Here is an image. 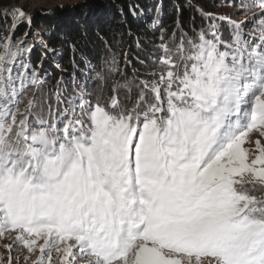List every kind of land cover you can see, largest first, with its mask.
I'll return each instance as SVG.
<instances>
[{"label":"snow or ice","instance_id":"obj_1","mask_svg":"<svg viewBox=\"0 0 264 264\" xmlns=\"http://www.w3.org/2000/svg\"><path fill=\"white\" fill-rule=\"evenodd\" d=\"M235 6L245 19L218 17L228 40L215 23L188 38L177 20L179 41L175 31L171 46L161 36L160 71L139 80L127 104L118 91L133 85L119 81L106 100L67 99L59 81L54 104L35 92L18 99L26 76L12 75L9 38L0 55V239L39 253L32 264H264V0ZM3 11L13 30L25 16ZM95 78L106 81L103 70ZM27 79L42 84L35 71Z\"/></svg>","mask_w":264,"mask_h":264},{"label":"trees","instance_id":"obj_2","mask_svg":"<svg viewBox=\"0 0 264 264\" xmlns=\"http://www.w3.org/2000/svg\"><path fill=\"white\" fill-rule=\"evenodd\" d=\"M195 3H199L205 9L212 4L211 0H192L191 2L190 0H164L163 5L166 8L164 16L162 15L154 29L149 27L146 21L148 17L144 12L151 7L150 0H105L102 8L109 4L112 8L111 14L103 13L100 16L95 13L92 18L66 21L67 24H64L65 20L59 16V7L52 9L48 14L42 10H35L31 15L34 27L43 28L50 33V36L46 38L48 46L60 50L62 56L60 69L64 70V78H66V72L72 75L76 82L85 80L89 64L94 65V72H97L104 70V62L115 58V61L126 63L123 77L125 80L130 79L135 85L139 80L153 79L150 77L156 69L153 60L150 59V56H155L151 50L154 49L153 42H158L161 35L164 37V42H171L174 31L176 38H179L180 30L176 28L177 20L181 22L183 32L187 33L188 38H194L198 30L209 26V24L205 26L206 20L199 17L201 14L197 11ZM2 5L4 4L0 0V7ZM157 7L153 3L152 9L157 10ZM2 20L0 11V21ZM62 25H66V28L59 29ZM27 29L26 23L20 22L16 25L13 34L22 35ZM160 29L163 33L159 31ZM42 50L43 48H39L32 54L34 64L40 60ZM126 55L129 56L130 62L126 60ZM60 69L52 67L51 80L45 88L48 92L55 91L57 81L60 82L61 90L65 91V86H68L67 82L63 81L65 79H62L63 74ZM117 78H120V74H117ZM114 81L102 84L104 91L109 92L107 98L112 94L111 87ZM69 85H72V80ZM74 86L80 85L75 83ZM135 94L131 93V96L134 97ZM122 102L129 103V98Z\"/></svg>","mask_w":264,"mask_h":264},{"label":"rangeland","instance_id":"obj_3","mask_svg":"<svg viewBox=\"0 0 264 264\" xmlns=\"http://www.w3.org/2000/svg\"><path fill=\"white\" fill-rule=\"evenodd\" d=\"M103 1L105 0H2L3 4L0 7V11L2 13L3 20L0 21V55H3V44L7 42V40L10 38L11 40V50L17 52V56L15 58V61L10 65L12 67L13 72L12 75L14 77H18L21 74H24L26 76L25 84L27 85L25 91L22 93V95L18 98L20 100H27L30 96H32L33 92H35L36 96L40 97L42 95L48 94L51 96L53 92H48L47 87L48 81L51 80V75L53 73L52 67H56L58 69L61 68V52L60 50L52 49L48 46V40L46 39L47 36H50V33L45 31L43 28H36L33 25V17L31 13L35 10H42L45 11L46 14L48 12L51 13L52 9H56L57 7L60 8V15L64 20L65 23L70 22L72 20H86L88 18H92L95 13L102 16L103 13L111 14V7L108 4L105 8H102ZM149 1V0H148ZM192 0H190L191 2ZM245 3H251V0H244ZM155 3L158 7L156 9H152V5ZM164 0H150V6L147 11H144L148 17V25L151 29H154L159 21L161 19L162 15L164 14L166 8H164ZM211 6L208 9L202 8L199 3H195V6L197 8L203 9L205 12H211L214 14L213 19L206 18L204 16H199L203 20H206V24H212L215 23L219 28V33L222 35L223 39L228 40L230 37V33L232 31L230 25L227 21H221L218 19L220 16H227L230 17L232 20H242L245 19L244 12L245 9L238 8L235 5H238L241 3V0H211ZM233 5V6H229ZM13 8H21L23 9L25 16L23 19H20L16 22V25L20 22L26 23L28 29L19 36H15L13 34V14L11 11L8 12L7 15L4 14V9H13ZM253 12L258 13V9H253ZM143 13V14H145ZM149 13V14H148ZM249 16H252V13H248ZM164 16V15H163ZM67 21V22H66ZM245 23L247 24V27L245 28V35L247 36L249 31L253 28V24L246 20ZM68 26V25H67ZM16 27V26H15ZM66 25H62L59 27V29H65ZM205 27L204 29H207ZM163 33V30H159ZM200 30H198L196 33H198ZM196 35V34H195ZM162 36V35H161ZM161 36L159 37L158 42H153V48L151 49L155 56H150V59L153 60V64L156 67L155 71L150 74V77H153V73H157L160 71L161 65L159 64L158 60L160 55L162 54L161 49L159 48V45L161 44ZM172 38V37H171ZM180 38V37H179ZM179 38H176L177 42L179 41ZM195 38V36H194ZM193 38V39H194ZM169 43L170 46L172 44L171 42H165ZM39 48H43L41 51L40 60L34 64L32 59V54L39 50ZM47 51V53H46ZM49 53V54H48ZM50 55V56H49ZM151 55V54H149ZM116 60L115 58H112V60H109L108 62H104L103 64V71L104 75L106 77V82L109 83L112 81H119L121 84L125 82H130L132 87L131 93H136V89L134 87L133 81L130 79L125 80L124 73H125V67L126 63L122 64L119 60L116 61V69L114 71H109V67L112 65V61ZM126 60L130 62V58L128 55H126ZM126 61V62H127ZM24 65H28L27 68L24 67ZM153 66V67H154ZM61 70V69H60ZM35 71L42 82L39 89L34 88L30 82L29 79L31 77L32 72ZM94 65L88 66L86 70L87 78L85 80H77V82L74 80L73 76L69 73H66V78H64V70H61L60 72L63 74L62 79L64 82H67L68 86H65L64 97L67 99H71L74 95L78 93H91L92 95L87 96V99H95L96 96H101L104 100L107 99L108 90L104 91L102 82L98 81L95 78L96 72H94ZM117 74H120V78H117ZM73 78V79H72ZM154 78V77H153ZM68 80V81H67ZM72 80V87L69 85V82ZM74 80V81H73ZM75 83L79 87L74 86ZM16 85L19 87L20 80H16ZM127 91V89H119L118 96L123 100H127L129 96L131 95ZM52 103H55L54 96H51ZM124 104H126L124 102ZM21 109H23V104L20 105ZM251 191V189H249ZM13 242L11 239L3 238L0 239V258L3 259L4 264H7L9 256L12 259V264H32V260L36 259V256L39 255V253H36V255H32L27 252V249H24L22 245L18 243H11ZM5 244H13V247L9 251L3 245ZM25 257H30L27 261H25ZM54 262H55V253L53 254Z\"/></svg>","mask_w":264,"mask_h":264},{"label":"bare ground","instance_id":"obj_4","mask_svg":"<svg viewBox=\"0 0 264 264\" xmlns=\"http://www.w3.org/2000/svg\"><path fill=\"white\" fill-rule=\"evenodd\" d=\"M11 243H13V242H11ZM16 244V243H15Z\"/></svg>","mask_w":264,"mask_h":264}]
</instances>
